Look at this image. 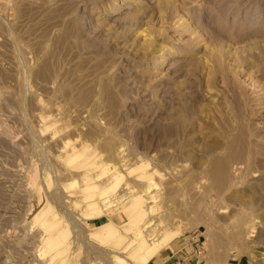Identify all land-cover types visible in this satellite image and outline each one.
Returning <instances> with one entry per match:
<instances>
[{
  "label": "rangeland",
  "instance_id": "obj_1",
  "mask_svg": "<svg viewBox=\"0 0 264 264\" xmlns=\"http://www.w3.org/2000/svg\"><path fill=\"white\" fill-rule=\"evenodd\" d=\"M179 236L264 264V0H0V264H145Z\"/></svg>",
  "mask_w": 264,
  "mask_h": 264
},
{
  "label": "crops",
  "instance_id": "obj_2",
  "mask_svg": "<svg viewBox=\"0 0 264 264\" xmlns=\"http://www.w3.org/2000/svg\"><path fill=\"white\" fill-rule=\"evenodd\" d=\"M88 225H93V228L97 230V233L101 235L98 240L105 242L116 241V237L103 236L107 229H109L113 235L118 234L119 229L123 228L129 223L127 209H123L119 212H111L110 214H104L98 218H92L87 220ZM105 227V228H104ZM97 240V239H95ZM186 238L182 236L177 237L170 243L162 247L155 255H153L145 264H200L199 259L194 251H191L188 246ZM237 264H249L244 260H239Z\"/></svg>",
  "mask_w": 264,
  "mask_h": 264
},
{
  "label": "bare ground",
  "instance_id": "obj_3",
  "mask_svg": "<svg viewBox=\"0 0 264 264\" xmlns=\"http://www.w3.org/2000/svg\"><path fill=\"white\" fill-rule=\"evenodd\" d=\"M144 174H145V173H144ZM117 175H118V174H116V177H117ZM110 176H111V175H110ZM109 178H110V177H109ZM110 180H111V179H110ZM115 180H116V179H115ZM115 180H114V181H115ZM114 181H113V182H114ZM111 183H112V180H111ZM149 183H153V181H151V182L149 181ZM149 183H148V184H149ZM112 184H113V183H112ZM153 184H154V183H153ZM106 188H107V187H106ZM149 188H150V187H149ZM104 189H105V188H104ZM133 189H134V188H133ZM135 191H137V189H135ZM130 193H131V196H132V194H133L134 192H133V193L130 192ZM137 193H138V192H137ZM134 194H136V192H135ZM116 195H117V197H118L119 194L117 193ZM116 195H115V196H116ZM115 196L113 195L112 197H115ZM121 196H122V195H121ZM128 196H129V195H128ZM134 196H135V195H134ZM120 198H121V197H120ZM106 199H109V198L106 197ZM106 199H103L102 202H106V201H107ZM111 199H112V198H111ZM115 199H116V197H115ZM128 199H129V197H128ZM112 200H113V199H112ZM112 200H111V201H112ZM118 200H119V199H118ZM122 200H123V199H122ZM131 200H132V201H135V198L132 196ZM108 202H109V200H108ZM96 203H97V202H96ZM100 203H101V202H99L98 205H100ZM109 203H110V202H109ZM109 203H104V204H109ZM100 206H101V205H100ZM131 206H132V205H131ZM95 207H96V206H95ZM101 207H102V206H101ZM150 207H151V206H150ZM101 209H102V208H101ZM150 209H151V208H150ZM102 210H103V209H102ZM143 210H144V209H142V211H143ZM100 211H101V210H100ZM132 211H133V209H131V208H128V209H127L128 217H131V212H132ZM147 212H150V214H151V211H150V210H149V211L147 210ZM132 213L134 214L135 212L133 211ZM141 213H142V212H141ZM139 215H140V214H139ZM148 215H149V214H148ZM136 216H137V215H136ZM142 216H143V215H142ZM145 218H146V217H145ZM147 218H148L147 221H146V222L144 221V222H145V226H143L144 224H143V225H140V226H139V229L144 228V227H146V226H147V227L149 226V224H150V222H151V220H152V219H151L152 217H148V216H147ZM139 220H140V219H139ZM145 220H146V219H145ZM142 221H143V220H142ZM137 223H138V222H137ZM140 224H141V223H140ZM141 226H142V227H141ZM137 227H138V226H137ZM163 228H164V227H163ZM152 230H153V229H152ZM138 232H139V231H138ZM141 232L144 233L146 239H147L148 237H150V236L146 235V230L143 229V231H141ZM150 232H151V231H150ZM151 233H152V232H151ZM152 234H153V233H152ZM147 236H148V237H147ZM165 237H166V235H165ZM158 239H159V238H158ZM158 239H157V240H158ZM161 239H162V238H161ZM154 252H155V251H154ZM119 257H120V256H119ZM121 258H122V256H121ZM150 258H151V257H150ZM114 259H115V258H114ZM123 259H124V258H123ZM116 260H119V261H118L119 264H121V262H123V261L125 262V260H122V259H120V258H118V259H116ZM114 261H115V260H114ZM116 263H117V262H116Z\"/></svg>",
  "mask_w": 264,
  "mask_h": 264
}]
</instances>
